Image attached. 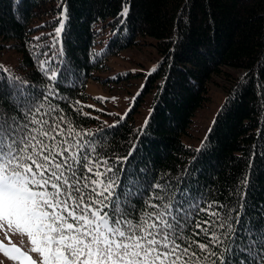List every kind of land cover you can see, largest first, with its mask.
I'll return each mask as SVG.
<instances>
[{
  "label": "trees",
  "instance_id": "1",
  "mask_svg": "<svg viewBox=\"0 0 264 264\" xmlns=\"http://www.w3.org/2000/svg\"><path fill=\"white\" fill-rule=\"evenodd\" d=\"M0 40L19 54L15 66L0 64L8 69L0 72V112L15 115V106L34 101L45 112L61 110L77 131L94 133L122 201L139 206L158 183L173 202L187 192L233 206L229 193L247 176L246 207L231 213L235 219L239 211L241 223L222 237L220 251L229 249L233 264H249L245 229L264 227V0H0ZM146 44L159 58L130 109L110 124L91 114L87 83L109 68L110 57ZM38 57L57 68L56 81L40 70ZM218 78L229 82L224 99L200 144H188L183 138L212 101ZM21 81L31 101L15 87ZM158 191L153 187V195Z\"/></svg>",
  "mask_w": 264,
  "mask_h": 264
},
{
  "label": "snow or ice",
  "instance_id": "2",
  "mask_svg": "<svg viewBox=\"0 0 264 264\" xmlns=\"http://www.w3.org/2000/svg\"><path fill=\"white\" fill-rule=\"evenodd\" d=\"M63 29L61 23L56 35ZM38 61L56 81L57 68ZM0 72L8 69L0 65ZM15 87L31 101L23 81ZM15 107V115L0 112V253L13 264H233L230 250L220 248L241 223L239 211L235 219L231 213L246 207L247 176L229 193L233 206L187 192L173 202L158 183L137 206L120 199L114 168L90 139L94 133L77 131L55 107L45 112L34 101ZM153 187L161 191L153 195ZM245 230L249 264H264V227ZM13 235L26 237L28 247Z\"/></svg>",
  "mask_w": 264,
  "mask_h": 264
},
{
  "label": "rangeland",
  "instance_id": "3",
  "mask_svg": "<svg viewBox=\"0 0 264 264\" xmlns=\"http://www.w3.org/2000/svg\"><path fill=\"white\" fill-rule=\"evenodd\" d=\"M2 44L3 42L0 40V45ZM158 55L157 49L152 44H146L125 49L119 55L110 57L109 68L97 73L99 79H91L87 83V91L91 96L87 102L91 108L90 113L104 120L107 124L116 122L119 116H124L133 104L134 97L146 74L153 70L152 68L159 58ZM18 58L19 54L6 50L5 46L0 49V64L13 67L17 64ZM229 69L233 74L239 76L243 74L239 70ZM123 73L130 74L132 77L128 76V78L116 80L117 75H123ZM228 83V81L218 78L216 83L210 85L211 90L209 91L212 95V101L198 110L188 135L183 138L184 142L195 146L200 144L226 94L223 86ZM151 98L152 95L147 97L142 111L137 114L139 121L145 119L150 110L148 105ZM0 239H3L2 232H0ZM12 240L17 243L23 240L22 246L25 249L28 247L26 237L13 235ZM4 243L7 244V241ZM0 261H3V264H13L2 253H0Z\"/></svg>",
  "mask_w": 264,
  "mask_h": 264
}]
</instances>
